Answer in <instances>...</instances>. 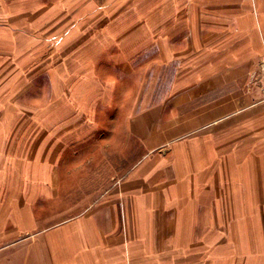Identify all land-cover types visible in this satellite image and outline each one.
<instances>
[{"label": "crops", "instance_id": "1", "mask_svg": "<svg viewBox=\"0 0 264 264\" xmlns=\"http://www.w3.org/2000/svg\"><path fill=\"white\" fill-rule=\"evenodd\" d=\"M169 36L193 58L158 91L169 62L137 52ZM263 56L264 0H0V249L15 231L64 264H264ZM106 145L133 163L119 193L41 216L72 194L62 164ZM33 243L16 264L46 263Z\"/></svg>", "mask_w": 264, "mask_h": 264}, {"label": "rangeland", "instance_id": "2", "mask_svg": "<svg viewBox=\"0 0 264 264\" xmlns=\"http://www.w3.org/2000/svg\"><path fill=\"white\" fill-rule=\"evenodd\" d=\"M156 37V36H155ZM172 36H169V43L166 45L165 50H160L158 48L157 50H153L151 52H137L138 61L144 62V61H150V62H169V66L167 69L163 70L165 71V76L163 75V83L158 85V91L162 87L163 89L166 88V86H169V91L171 92L172 86L174 85V79L176 72L179 70L177 67V64H170V62H184L191 58H193V52L188 51L189 47L191 46V36L189 37L188 43L186 45H182V48L179 49L177 47L178 45L176 43H172V40L170 39ZM209 53V52H208ZM128 54L126 52L124 55ZM207 54V52H206ZM208 55V54H207ZM264 57V56H263ZM263 59V58H262ZM261 59V61H262ZM158 69V68H157ZM186 71H188V68H186ZM187 73V72H186ZM166 76H169L168 83L165 85ZM1 96V92H0ZM114 123V122H112ZM111 135V132L109 130H106L104 133L105 139H109ZM138 145V144H137ZM92 150L89 152V156L84 159L83 163H71V164H62V167H64V178L61 179V183H63V186H67L64 188V190L68 189V191L71 190L72 194H62L60 195L62 201L58 202L57 207H55V211H49L44 212L41 216L46 217L47 215L52 216V213L56 212L58 213V219L57 222L62 221L63 217H68L72 215L73 219L70 222H74L75 220L79 219L78 221H82V217L91 214V209H93L96 205V203H99L103 200H109L115 193H119V180L124 176V174L127 172L129 167L133 166V163L130 161H127L125 159L129 158L127 156L121 157L120 163H113L108 159V151L109 147L106 145L102 151H97V148L90 147L89 149ZM100 152H106L104 156L100 157ZM80 155V152L78 153ZM77 156H74V159ZM90 158V161L88 162ZM101 159V161H100ZM72 167V169H69ZM69 170L70 175H73L72 178H69ZM71 184V185H70ZM73 184V185H72ZM70 185V186H68ZM72 186V187H71ZM127 189L129 187L127 186ZM115 195L114 200H120V210L117 211V218L119 219V223L117 228L119 229L118 232H115V234H128V228L132 225V217L130 212V205L128 202V199L125 195ZM106 202V201H105ZM126 202V203H124ZM72 207V210L70 211L68 207ZM56 216V215H55ZM54 220H46V222L50 223ZM82 222L77 223L75 226H73V230H79L82 228ZM87 228V226L83 227V231ZM50 227L44 228L45 233H48ZM88 229H92L91 227ZM53 230V229H52ZM51 231V230H50ZM88 231H84L83 234L86 235ZM1 233V232H0ZM17 232L13 231V233H10V238H15L13 241H10L8 247L0 249L3 250L2 253H0V257L7 256L4 260L6 262H3L4 264H16L17 261L20 259H17V256L21 255L23 252L28 253L33 250L34 243L33 240H36L39 242V246H41L39 249L41 251H44L47 253V256L50 257L48 260H46L45 264H64L65 258L63 257L62 253H59L56 250L55 246H47V244L42 245L41 242V236L38 235L35 236H23L24 242H16L17 237H15ZM74 236V234H72ZM82 234L79 233V236ZM26 237V238H25ZM54 237V232H52L49 236V238ZM76 237V236H75ZM78 238V237H76ZM23 240V239H22ZM6 252V253H5ZM62 254V255H61ZM22 261V260H20ZM19 261V263H20ZM2 263V264H3ZM1 264V260H0Z\"/></svg>", "mask_w": 264, "mask_h": 264}, {"label": "built area", "instance_id": "3", "mask_svg": "<svg viewBox=\"0 0 264 264\" xmlns=\"http://www.w3.org/2000/svg\"><path fill=\"white\" fill-rule=\"evenodd\" d=\"M261 68H262V70H264V57H263V59L261 61Z\"/></svg>", "mask_w": 264, "mask_h": 264}]
</instances>
